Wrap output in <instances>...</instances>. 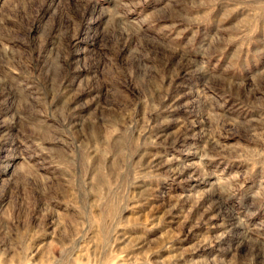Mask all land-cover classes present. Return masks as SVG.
<instances>
[{
  "label": "rangeland",
  "instance_id": "rangeland-1",
  "mask_svg": "<svg viewBox=\"0 0 264 264\" xmlns=\"http://www.w3.org/2000/svg\"><path fill=\"white\" fill-rule=\"evenodd\" d=\"M0 264H264V0H0Z\"/></svg>",
  "mask_w": 264,
  "mask_h": 264
}]
</instances>
